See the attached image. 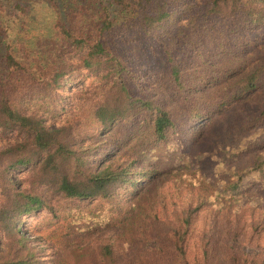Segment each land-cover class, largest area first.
<instances>
[{"label":"trees","instance_id":"1","mask_svg":"<svg viewBox=\"0 0 264 264\" xmlns=\"http://www.w3.org/2000/svg\"><path fill=\"white\" fill-rule=\"evenodd\" d=\"M0 264H264V0H0Z\"/></svg>","mask_w":264,"mask_h":264},{"label":"rangeland","instance_id":"2","mask_svg":"<svg viewBox=\"0 0 264 264\" xmlns=\"http://www.w3.org/2000/svg\"><path fill=\"white\" fill-rule=\"evenodd\" d=\"M1 146H2V145H1ZM160 150L163 152L164 148L161 147ZM161 151L159 152V154H162ZM189 177H190V176H189ZM189 177H188V178H189ZM188 178H187V179H188ZM157 179H158V178H157ZM157 179H156V181H157ZM187 179H186V180H187ZM188 182H189V181H188ZM188 182H187V183H188ZM153 185H154V183H153L152 185H149L148 188H147L146 190L152 192V191H153ZM146 190H145V191H146ZM147 191H146V192H147ZM31 219H32V218H27V219L25 220V222L23 223V225L31 226V222H30ZM39 230H40V229H39L37 226H33V227L30 229V234H33V232H38Z\"/></svg>","mask_w":264,"mask_h":264}]
</instances>
